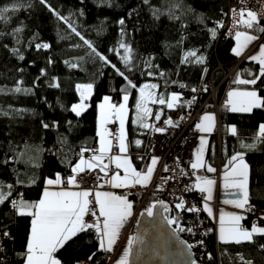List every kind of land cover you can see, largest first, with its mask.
Returning a JSON list of instances; mask_svg holds the SVG:
<instances>
[{
  "label": "trees",
  "instance_id": "obj_1",
  "mask_svg": "<svg viewBox=\"0 0 264 264\" xmlns=\"http://www.w3.org/2000/svg\"><path fill=\"white\" fill-rule=\"evenodd\" d=\"M177 3L180 6L174 8ZM14 4L18 5V10L6 13L7 22L0 21V89H3L0 92V181L15 184L17 177L24 180V186H15L14 195L21 192L29 201L40 198L45 178L54 177L56 173L63 178L71 175L82 148H98V104L106 95L119 103L123 95L120 90L127 84L112 64L137 85L136 89L129 88L127 142L134 166L143 171L153 156L152 128L164 123L168 108L166 104L148 102L151 115L145 122L152 127H140L134 122L139 88L156 84L157 88L152 91L157 96L163 95L168 100L171 94L177 93L184 100L212 74L218 84L238 63L231 51L234 38L217 29L212 39L209 31L223 17L228 0H150L147 5L142 0H48L67 22L58 19L39 0H0V7L11 9ZM154 9H160L163 14L156 18ZM169 9L180 19H169ZM121 18L125 20L123 36L122 26L118 24ZM17 27L23 30L14 32ZM73 27L111 64L100 60L72 32ZM121 40L132 49L128 67L121 59L124 55L123 49H119ZM36 43H48L50 48L38 51ZM14 49L18 52L14 53ZM112 49L118 50L119 55ZM188 51L204 56L205 62L195 63L190 58V62L182 63ZM20 55L24 56L23 60L19 59ZM73 64L77 67H72ZM218 65L222 69H216ZM41 69L45 75H41ZM258 70V64L245 59L230 80L221 86L219 98L230 88L255 87L264 96V78L256 86L233 83L238 72L242 79H251L248 71L258 73ZM149 72L152 75H148ZM53 82H58L60 87H51ZM87 83L94 86L89 107L76 116L70 111L71 105L79 102L75 86ZM17 86L29 91L15 92ZM223 102L219 111L220 138L217 133L210 137L206 161L216 169L225 170L232 155L245 153L244 159L250 167V204L264 207V144H257L254 150L241 148V142H253L259 120L234 117L223 107ZM157 113H160L159 121L155 119ZM53 121L59 126L47 129L42 126V122L51 125ZM232 124L238 129L236 136L227 131ZM137 139L142 141L139 147L134 143ZM32 178H36L35 184H30ZM133 199L137 206L138 197ZM153 201V198L148 199L146 211ZM0 212L5 214L0 215V220L9 224L14 237L4 242L3 253L11 257L5 264H22L19 254L24 251L30 217L12 216L7 205L0 206ZM251 225V218H246L245 226L250 228ZM254 239L255 244L240 245L219 241V261L207 264H240L238 254L251 259L253 264H264V251L258 250V245L264 244V237ZM208 247L215 258L213 237L208 238ZM93 253L92 264H105L100 257L103 251L99 250V241L89 232L69 242L57 256L63 264H81Z\"/></svg>",
  "mask_w": 264,
  "mask_h": 264
},
{
  "label": "snow or ice",
  "instance_id": "obj_2",
  "mask_svg": "<svg viewBox=\"0 0 264 264\" xmlns=\"http://www.w3.org/2000/svg\"><path fill=\"white\" fill-rule=\"evenodd\" d=\"M142 2L147 5L150 0H142ZM241 2H245V0H241ZM260 2L264 3V0H260ZM39 3L47 7L58 19L67 22L65 17L61 16L50 4H48V0H39ZM179 6V3H177L173 7L178 8ZM16 10H18V5L16 4H14L11 9L8 7H0V21L7 22L8 17L6 13ZM188 10L191 11L190 8ZM231 12L233 27L229 29V32L233 34L236 41L231 51L235 56L239 57L243 55V52L251 43L260 39L255 33H264V24H262L264 12H257L248 7H241L239 10L233 8ZM168 13L169 19H180L172 9H169ZM161 14L163 13H161L160 9L153 10V15L156 16V18H159ZM129 15H131V13ZM118 24L122 26L121 36H123L125 20L121 18ZM216 24L217 26L215 28L209 29L212 39H215L217 29L224 27L222 21H217ZM238 28H243L244 30H237ZM22 30L21 27H17L14 29V32L19 33ZM72 32L79 36L80 39L84 41V44H86L100 60L105 64H111L107 57L99 53L92 43L84 39L74 27L72 28ZM34 46L38 51L50 48L48 43H36ZM119 49H123L124 55L121 59L125 67H128L132 60V49L130 45L124 43L123 40L119 42ZM13 51L14 53L18 52V49H14ZM112 51H117L119 55L118 50L112 49ZM190 58H192V62L200 64H203L206 59L204 56L198 55L196 51H188L182 63L190 62ZM19 59L23 60L24 56L20 55ZM247 59L259 65L258 73L248 71V75L251 79H242L241 73L238 72L233 83L256 86L257 82L264 78V43H261L258 51ZM49 63H51V60H49ZM71 66L77 67L75 64ZM111 66L127 84L120 90L123 93L121 103H112V98L110 96H104L102 103L98 105L99 121L96 135L99 137V148L91 150L82 148L77 162L71 168L72 174L67 176V178H63L59 173H56L54 177L45 178L40 198L36 201L26 200L24 194L21 192H16L14 195L15 186H24L25 184V181L19 177L15 180V184L0 181V206L7 205L12 216L30 217L24 251L19 254L22 257V264H63V261L58 258L57 253L65 248L69 242H74L75 238L80 234L89 232L95 233L99 241V250L109 253L114 251L115 245L120 237L121 229L128 218L133 215V202L128 199L126 194L116 195L108 191H94L92 188L81 189L80 182L78 181V177L81 173L87 171L90 174L98 169L99 172L104 175L97 177V179L103 180L106 184L118 189H132L136 186L146 188L149 183H151L156 165L159 163V158L153 156L147 168L140 171L133 166L131 158L127 155L129 143L127 142L125 131V121L128 115V101L131 95L129 88L136 89L137 85L125 75L124 71L117 68L116 65L112 64ZM148 66L152 67L150 63ZM128 70L131 71V68ZM41 75H45L43 69H41ZM148 75H152V73L149 72ZM161 75H163V73H161ZM50 86L54 88L60 87L58 82H53ZM75 87L79 94V102L72 104L70 111L76 116H80L89 107L85 101L90 99L94 86L92 83H87L77 84ZM156 88V84H145L143 87L139 88V96L135 103L137 117L134 122L139 124L142 128L147 129L152 127V125L145 122L146 118L151 115V111L147 107L148 102L161 105L166 104L168 109H174L181 100L180 95L177 93H173L168 100H166L163 95L157 96L152 91ZM2 91L3 89H0V92ZM14 91L19 93L29 90L17 86ZM192 91L195 92L196 89L193 88ZM205 91H207V88H205ZM227 95L226 107L227 110L232 113H252L254 109H264V96H261L255 87L249 90H232L229 91ZM155 119L159 121L160 113L155 115ZM181 119H183V117ZM116 122H118L119 127L118 131L114 133L107 125ZM68 123L71 122L69 121ZM164 123L176 126L173 124L171 118L165 120ZM42 126L47 129L49 127H58L59 125L57 121H53L51 125L42 122ZM195 127L202 133H211L215 128V115L211 113L204 114ZM228 130L233 136L238 134L236 126H231ZM155 131L164 132L165 129L157 127ZM113 140L116 141L115 147L118 148L119 153L123 155L111 154L114 147L112 143ZM134 143L139 147L142 141L137 139ZM257 144H264V123L259 124L253 136V142L247 144L241 142V148L254 150ZM206 145L207 139L201 136L200 147L196 151L195 161L191 163V168L193 170L204 169L208 173H215L217 169L207 163L204 158ZM88 151H92L93 155L86 158L84 153ZM244 155L245 153L243 152H237L231 156L225 165L222 179L225 188H234L236 189V194H238V199L225 201V203H231L237 209L251 211L252 206L249 201V165L245 162ZM105 159L114 164L115 169H110V164L105 163ZM163 170L165 172L169 171L166 165ZM121 171L123 175H121ZM110 172L111 175H109ZM35 183L36 178H32L30 184ZM215 185L216 180L212 178L196 176V182L191 186H187L186 191H199L202 194V208H198L194 204L185 207V201L183 198H179V203L175 205L176 209L197 214L203 211L207 213L208 217L216 219L210 204L213 199V189ZM68 186L79 190H69ZM103 186V184L96 185L97 188ZM54 188L59 190H53ZM158 190H160L159 186ZM159 203L163 205V201ZM165 210L167 211V206H165ZM147 214L149 216L153 214L151 207L147 209ZM0 215L5 214L0 212ZM244 219H246V217L241 214L226 213L220 210L218 218V239L220 243H232L237 245L243 243L255 244V237H264V227L255 222L250 228L244 227L241 224V221ZM260 219L264 220V215H261ZM168 222L177 223V220L173 218ZM186 230L188 232L193 231L191 227ZM180 231H185V229L181 227ZM211 231L212 229L207 230V232ZM207 232L205 235H207ZM12 239H14V237L9 230V224L0 220V245H2L4 241ZM135 239V237L129 238L128 247L115 261V264H129L128 258L131 254ZM198 243L203 245V241H199ZM188 247L191 248L194 247V245H188ZM258 250L264 251V244H259ZM0 251H3L2 247H0ZM94 256L95 253L90 255L88 260L91 261ZM208 259H212L210 253L208 254ZM238 260L240 264H253V261L251 259H246L243 254H238ZM192 264H196V262L192 261Z\"/></svg>",
  "mask_w": 264,
  "mask_h": 264
},
{
  "label": "built area",
  "instance_id": "obj_3",
  "mask_svg": "<svg viewBox=\"0 0 264 264\" xmlns=\"http://www.w3.org/2000/svg\"><path fill=\"white\" fill-rule=\"evenodd\" d=\"M241 7H248L257 12H264V3L260 0H228V8L223 14V17L218 20L222 21L224 24L223 28H218L222 30L228 37H233V34L229 32V29L233 27V19L231 9L235 8L239 10ZM227 14V15H225ZM264 17H262V21ZM217 26V24H216ZM238 28L237 30H239ZM234 38V37H233ZM246 57H243L238 63L233 67L231 71L226 73L223 79L216 84L213 79V74L210 79L203 81L192 92L190 97L184 100H180L174 109H168L166 112L165 120L171 118L173 124L176 126H171L163 123L162 125H156L151 131V145L153 155L159 158V165L157 167L155 176L151 184L142 188L136 186L132 189L118 190V195H136L138 197V205L136 207V212L131 220L129 227L126 230L123 238L116 250L109 253L103 251L100 256L104 260L105 264H115L116 258L119 255L122 244L124 242L125 236L128 234L134 235L135 224L138 220L142 211H146V203L148 199L153 198L154 201L151 204V208L163 201L169 205V210L166 211V218H175L177 223H169L181 236H183L192 247L195 258L199 264H207L208 262L219 261V247H218V222L217 218L212 219L206 215L205 212L192 213L183 210L176 209L175 205L179 203V198H183L185 201V207L195 205L198 208H202L203 198L199 191H186L187 186L193 185V169L191 168V163L194 162V151L195 146L199 139V133L195 125L200 120L204 112L212 110L219 118V111L222 106L223 99L226 96L228 89H225L222 98H219L221 86L230 80L234 72L238 68L241 62H243ZM216 69H222L221 65H218ZM207 88V91H205ZM194 98V99H193ZM190 102V103H189ZM183 117V119H181ZM118 122L109 123L108 128L114 133L118 131ZM164 128V132H157L155 128ZM217 136L220 138L219 123L217 127ZM116 141L113 140V152H118V148L115 147ZM91 152H85L87 155ZM167 166L169 171L165 172L164 166ZM102 176L99 171L92 173H84L78 178L80 182V187L92 188L94 191L97 190L96 185L102 184L103 180H98L97 177ZM167 178V179H166ZM158 186L160 190H158ZM212 205L217 209L218 203L215 201ZM251 205V204H250ZM252 210H243V215L246 218H251V224L260 223L261 215H264V207L258 205H251ZM217 217L216 213L214 214ZM179 225V226H178ZM183 227L185 231H180ZM191 227L192 232H188L186 229ZM208 229H212L211 232H207ZM207 232V235L205 233ZM94 235L95 233L92 232ZM96 236V235H95ZM213 237L215 241V252L216 257L209 251L208 238ZM98 240V239H97ZM9 241V240H6ZM4 241V242H6ZM199 241H203V245L199 244ZM4 247V243L0 245ZM211 254L212 259H208V254ZM11 259L9 254H4L0 251V264H5ZM81 264H92L89 260L84 261Z\"/></svg>",
  "mask_w": 264,
  "mask_h": 264
},
{
  "label": "water",
  "instance_id": "obj_4",
  "mask_svg": "<svg viewBox=\"0 0 264 264\" xmlns=\"http://www.w3.org/2000/svg\"><path fill=\"white\" fill-rule=\"evenodd\" d=\"M165 206L169 210L167 203H157L151 216L147 211L141 212L135 224L136 239L129 264H199L192 247H188L190 243L169 224Z\"/></svg>",
  "mask_w": 264,
  "mask_h": 264
},
{
  "label": "crops",
  "instance_id": "obj_5",
  "mask_svg": "<svg viewBox=\"0 0 264 264\" xmlns=\"http://www.w3.org/2000/svg\"><path fill=\"white\" fill-rule=\"evenodd\" d=\"M239 30L243 31L244 29H243V28H240ZM255 34H256V33H255ZM256 35H258V34H256ZM258 36L260 37V39L257 40V41H255V42H253V43H251V44L248 46V48L243 52V55H241V56H239V57L236 56L237 59H238V61L241 60L243 57H246V59H247L249 56L253 55L255 52L258 51L259 45H260L261 43H264V39H262V38L264 37V35H258ZM235 43H236V41H235V39H234V46H235ZM247 60H248V59H247ZM249 89H251V88H230V89H228V91H227V93H226V98H225V100H224V102H223V107H225V108L227 109V107H226V101H227V99H228V95H227V94H228L229 91H232V90H249ZM85 103L88 104V100L85 101ZM209 111L215 115V128H214V130H213V131L208 135V137H207V145H206V150H205V154H204V158H205V160H206V153H207V149H208V144H209L210 137H211L214 133H217L218 123H219V129H220V120H219V118H217V115L215 114L214 111H212V110H209ZM228 112H229L232 116H234V117H238V118H241V117H242V118H243V117H246V118H253V117H256V118H258V120H259V122H258L259 124H260V123H264V109H254L252 113H232V112H230V111H228ZM98 121H99V114H98ZM231 126H235V125L232 124V125H229V126L227 127V131H228L229 133H231V132H230L228 129H229ZM107 127H108V125H107ZM97 129H98V122H97ZM112 143H113V141H112ZM98 148H99V146H98ZM111 154L123 155V154L119 153V151H118V152H115V153L112 152ZM91 155H93V152H92V153H89V154H87V155H85V157L87 158V157H90ZM127 155L131 158V156H130V154H129V151H128ZM131 160H132V158H131ZM104 162L110 164V169H115V165L112 164V163H110L107 159H105ZM150 162H151V159H150ZM150 162H149V164H150ZM245 162H246V161H245ZM246 163H247V162H246ZM132 164H133V166H134L133 161H132ZM149 164H148V165H149ZM247 164H248V163H247ZM134 167H135V166H134ZM137 170H138V169H137ZM156 170H157V166H156V168H155V172H154V174H153L152 180H153V178H154V176H155ZM97 171H99V170L97 169ZM224 171H225V170H220V168L218 167V168H217V171H216V174L208 175L207 173L204 172V169L193 170V183L196 182V176H206V177H209V178H212V179L216 180V185H215V187H214V189H213V199H212V201L210 202V204H211V206H212V208H213V212H214V214L216 213V215H217V217H216V218H217V222H218V218H219V212H220V210H223V211L226 212V213H238V214L243 215V210H242V209H237V208H235L231 203H225V201H233V200L238 199V194H236V189H234V188H225V187H224V181H223V179H222ZM86 172H87V171H86ZM86 172H84V173H86ZM84 173H81L80 176L83 175ZM100 173H101V172H100ZM194 173H195V174H194ZM101 174H102V176L104 175L103 173H101ZM109 175H111V172L109 173ZM121 175H123V172H122V171H121ZM80 176H79V177H80ZM79 177H78V178H79ZM249 179H250V167H249ZM152 180H151V182H152ZM102 184H103L104 186L101 187V188H97V190H95V191H108V192H112V193H115L116 195H118V194H117L118 190H124L123 188H119V189H118V188H113V187H111L110 185L106 184L105 181H103ZM150 184H151V183H149V185H150ZM149 185H148V186H149ZM80 188H81V187H80ZM68 189H69V190H73V191L79 190V189L74 188V187H71V186H68ZM81 189H82V188H81ZM53 190H59V189L54 188ZM127 196H128V199L131 200V201L133 202V215H132L130 218H128V220H127L126 223L124 224L123 228L121 229L120 237H119V239H118V241H117V243H116V245H115V249H114V250H116V248L118 247V245H119V243H120V240L123 238L124 234L126 233V230H127V228L129 227V225H130V223H131V220H132V218H133V216H134V214H135V212H136V207H137V206H135V201H134V199H133V197L136 196V195H127ZM215 201L218 203V205H217V209L212 205V203L215 202ZM206 215H207V213H206ZM243 216H244V215H243ZM245 220H246V219H244V220L241 221V224H242L244 227H246V226H245ZM259 225L262 226V227H264V220H262V221L259 223ZM247 228H249V227H247ZM218 229H219V223H218ZM218 235H219V232H218ZM129 236H133V235L128 234V235L125 236L124 242H123V244H122L121 250H120L119 255H118V257L116 258V260L119 258L120 255L123 254V251L128 247V243L126 244V241H127V239H128Z\"/></svg>",
  "mask_w": 264,
  "mask_h": 264
},
{
  "label": "rangeland",
  "instance_id": "obj_6",
  "mask_svg": "<svg viewBox=\"0 0 264 264\" xmlns=\"http://www.w3.org/2000/svg\"><path fill=\"white\" fill-rule=\"evenodd\" d=\"M240 61V60H239ZM172 95V94H171ZM171 95H170V97H171ZM106 96H108V95H106ZM102 101H103V99L101 100V102L100 103H102ZM122 102V100L119 102V103H121ZM99 103V104H100ZM112 103H114L113 101H112ZM119 103H115V104H119ZM98 104V105H99ZM127 108H128V114H129V105L127 106ZM206 113H211L210 111H206V112H204L203 113V115L204 114H206ZM98 114H99V107H98ZM211 114H213V113H211ZM202 115V116H203ZM201 116V117H202ZM127 119H128V115H127V117H126V121H125V131H126V136H127ZM198 122H200V120L198 121ZM198 133H199V139H198V142H197V144H196V146H195V151H194V158L196 157V151H197V149L200 147V137L201 136H204L206 139H207V137H208V135L210 134V133H202V132H200L199 130H198ZM153 156H155V155H153ZM152 156V157H153ZM151 157V158H152ZM155 157H157V156H155ZM194 161H195V159H194ZM158 165H159V163L156 165L157 167H158ZM133 236H129L128 237V239H127V241H126V244L128 243V241H129V238H132Z\"/></svg>",
  "mask_w": 264,
  "mask_h": 264
}]
</instances>
